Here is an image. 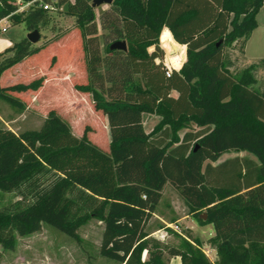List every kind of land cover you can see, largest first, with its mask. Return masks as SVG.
Listing matches in <instances>:
<instances>
[{
	"label": "trees",
	"instance_id": "1",
	"mask_svg": "<svg viewBox=\"0 0 264 264\" xmlns=\"http://www.w3.org/2000/svg\"><path fill=\"white\" fill-rule=\"evenodd\" d=\"M50 1L77 19L85 77L73 89L91 97L109 139L101 131L106 140L94 141L87 127L76 135L57 108L38 129L15 133L0 124V204L5 194L18 197L0 205V248L13 249L15 234L43 223L77 239L95 219L103 224L99 253L122 264H168L173 256L182 264H264V76L253 86L264 59L231 72L228 50L256 28L264 0H113L100 16L107 31L101 36L92 0ZM15 10L12 0H0V20L24 23L27 31L49 22L42 7ZM164 26L179 43L169 39L170 55V42L180 57L186 45L185 62L169 76L157 44ZM118 40L126 51L110 49ZM48 46L24 37L0 53L10 52L0 61V100L28 108L15 93L37 92L44 79L6 84L5 75ZM144 112L160 116L149 133ZM180 128L182 136L171 140ZM227 151H247L259 163L232 158L212 165ZM166 184L194 217L206 213L200 223L213 226L208 242L216 261L197 238L175 246L151 237L147 223Z\"/></svg>",
	"mask_w": 264,
	"mask_h": 264
},
{
	"label": "rangeland",
	"instance_id": "2",
	"mask_svg": "<svg viewBox=\"0 0 264 264\" xmlns=\"http://www.w3.org/2000/svg\"><path fill=\"white\" fill-rule=\"evenodd\" d=\"M44 1L43 3L50 4V8L47 9L49 22L45 26L41 25L39 27V40L34 45H49L47 53L28 59L12 68L5 75L6 84L28 82L34 78L42 77L44 79L43 86L37 92L15 93L28 105V108L22 111L0 100V124L15 133L38 129L46 113L50 109L57 108L61 111V115L68 120L73 133L76 135H80L81 130L83 131L87 127V134L94 141L98 140L101 143L106 140V135L101 131L106 132L108 140L109 132L104 129L107 126L106 120L100 112L93 110L91 97L88 94H79L73 89V85L85 77L84 58L76 32L77 19L65 15L61 9L54 7L50 0ZM109 6V4H101L93 7L92 13L98 26L99 36L107 33L106 30L101 28L100 16L103 12L109 10ZM257 20L259 27L255 30L250 40L246 42L245 59L243 57L242 41L232 43L228 49L233 61V66L229 68L231 72L240 71L248 63L264 59V7L260 10ZM1 25L3 24L1 23ZM8 26L9 34L15 39H18L23 34L26 37L28 33L24 23L12 24L8 22ZM164 31L165 28L162 27L157 44L163 50L164 62L169 67L176 68L177 64L174 63L172 58L178 56L181 62L183 53L182 57L168 53L169 38L164 36ZM153 48L154 45H150L147 47V51L149 52ZM231 49H235V52L233 53ZM9 54L10 52L1 56L0 61ZM244 60L248 63L246 64ZM257 72H260L259 68ZM64 73H66V76ZM253 86L257 87L258 82L255 81ZM144 113L146 115L156 114ZM148 117L146 116L145 119L149 123ZM153 119L151 126H147L148 129L150 127L153 128L158 122V117L154 116ZM185 130V128H180L176 131L171 130V140H173L174 136L179 139ZM101 146L103 149L107 148V145ZM232 152L235 151L222 153L219 160L227 158V155ZM242 152L238 154L248 155L252 159H256L253 154L247 151ZM17 198L13 194H5L0 205ZM187 212L188 208L184 200L171 185L166 184L155 210V214L161 216L165 222L158 220L152 215L146 228L149 232H152L151 237L153 238L158 228L165 227L169 232V237L166 240L159 241L164 245L177 246L182 238L191 240L205 238V242L209 240L210 237L207 235L209 226H204L200 223L201 220L207 218L206 213L200 211L194 217L196 231H192L187 227V223L181 219ZM173 225H177L179 231H173L171 228ZM102 231L103 224L95 219H90L78 229V238L76 239L52 225L43 223L39 231L27 235L15 234L13 249L3 250L0 248V264H122L99 253ZM210 245L214 247L211 243L202 244V250L206 257L214 262L217 258L216 255L215 257L214 255L212 256Z\"/></svg>",
	"mask_w": 264,
	"mask_h": 264
},
{
	"label": "crops",
	"instance_id": "3",
	"mask_svg": "<svg viewBox=\"0 0 264 264\" xmlns=\"http://www.w3.org/2000/svg\"><path fill=\"white\" fill-rule=\"evenodd\" d=\"M262 7H264V1H263V3H262V6L260 7V9H259V11L257 12V14H256V21H257V26H256V28L251 32V34L249 35V37L247 38V40L245 41V43L243 44V47H242V51H243V57H244V59H245V47H246V42H248L249 40H250V38H251V36L255 33V30H257L258 29V27H259V23H258V20H257V17H258V14H259V12H260V10L262 9ZM8 22H9V20H8V18L7 19H1L0 20V49H2V50H0V53H4V51L7 49V48H9V47H11L12 45H13V43H15V42H18L19 40H21L22 38H24V34L21 36V37H19L18 39H15V38H13V36L12 35H10L9 34V26H8ZM1 23L3 24V25H1ZM2 27H6L7 29H6V31H2L1 29H2ZM164 28L165 29H168L166 26H164ZM169 30V29H168ZM29 32V31H28ZM171 32V31H170ZM172 34V33H171ZM26 38V37H25ZM172 38H173V36H172ZM173 41H174V43L177 45V46H179L178 44H177V42L174 40V38H173ZM180 45H182V44H180ZM182 46H184L185 48H186V45H182ZM181 48V47H180ZM154 49V48H153ZM153 49L152 50H150L149 51V53L150 52H152L153 51ZM184 50V49H183ZM231 51L234 53L235 52V49H231ZM233 55V54H232ZM0 58H1V56H0ZM245 61V60H244ZM245 63L247 64L248 62H246L245 61ZM253 63H257V62H253ZM248 64H252V63H248ZM173 69H175V70H177L176 68H174L173 67ZM259 71L260 72H256V75H255V77H256V81L258 82V86H257V88L261 85V83H262V80H263V76H264V66H260L259 67ZM146 116L148 117V120H149V123L146 121ZM154 116H156V117H158V122H159V120H160V117L158 116V115H156V114H150V115H146L145 113H142V124H143V127H144V130H145V132L146 133H149L153 128L152 127H150L149 129L147 128V126H151V124L153 123V121H154V119H153V117ZM157 122V123H158ZM156 123V124H157ZM106 124H107V122H106ZM105 130H108V126H106L105 127ZM107 135V134H106ZM239 152H242V151H239ZM239 152H237V151H235V152H232V153H230V154H228L227 156V158H225V159H223V160H219V158L216 160V161H214V162H211L212 163V165H217V164H219V163H221V162H224L225 160H228V159H232V158H239V159H243V158H247V159H250V160H252V161H254V162H256V163H259L258 162V160H257V158L256 159H252L251 157H249L248 155H246V156H243V155H241V154H238ZM243 153V152H242ZM166 187V185L164 186V188ZM164 188H163V190H164ZM162 193H163V191H162ZM187 207V206H186ZM154 215V217L155 218H157L158 220H160V221H162V222H165L164 220H163V218H161V216H159V215H157V214H153ZM182 220H184L186 223H187V227H189L192 231H196V225H195V222H194V216H193V214L192 213H189V212H187V213H185L184 214V216L181 218ZM208 226H209V229H208V231H207V235L209 236V237H212L213 235H214V229H213V226L211 225V224H207ZM204 226H206V225H204ZM159 229H161V228H158L157 230H159ZM191 233H193V232H191ZM155 235H156V233H154ZM154 234H153V236H154ZM158 234V233H157ZM155 237V236H154ZM168 237H169V232H168V234L165 236V238H164V240H166V239H168ZM185 239H187V240H189V241H191V239H188V238H185ZM204 239L205 238H199V240L202 242V244L203 245H205V244H208L209 242H208V240L205 242L204 241ZM192 242V241H191ZM210 244V243H209ZM215 247H212L211 245H210V252H211V254H212V256L214 255V257H215V255H216V253H215ZM147 258V253L146 252H144L143 253V257H142V259L143 260H145ZM216 258H217V255H216ZM168 264H182V262H181V259L178 257V256H173V257H170V260H169V263Z\"/></svg>",
	"mask_w": 264,
	"mask_h": 264
},
{
	"label": "built area",
	"instance_id": "4",
	"mask_svg": "<svg viewBox=\"0 0 264 264\" xmlns=\"http://www.w3.org/2000/svg\"><path fill=\"white\" fill-rule=\"evenodd\" d=\"M12 2L16 6L15 12H25L31 6H35V5L38 7H42L44 9L50 8V4L43 3L42 0H12ZM3 19H7V17H5ZM6 29H7L6 27H2L1 30L4 32V31H6ZM164 64L167 67L166 76H169L170 71H171V69H173V67H169L165 62H164ZM171 228L173 229V231H179V227L177 225H173V226H171ZM155 233H156L155 238L158 239L159 241H163L165 236L168 234V230L165 227H163V228L157 230Z\"/></svg>",
	"mask_w": 264,
	"mask_h": 264
},
{
	"label": "water",
	"instance_id": "5",
	"mask_svg": "<svg viewBox=\"0 0 264 264\" xmlns=\"http://www.w3.org/2000/svg\"><path fill=\"white\" fill-rule=\"evenodd\" d=\"M113 0H92L91 6L96 7L101 4H111ZM26 38L32 43H36L39 40V31L37 29H34L32 31H29L26 35ZM110 49H117V50H123L126 51L127 46L126 42L124 40H118L114 41L113 43L110 44ZM174 63H180L183 65V63L186 60V48L184 47V54H183V60L180 62V59L178 56H174L173 58ZM172 61V62H173ZM181 68V67H180Z\"/></svg>",
	"mask_w": 264,
	"mask_h": 264
},
{
	"label": "clouds",
	"instance_id": "6",
	"mask_svg": "<svg viewBox=\"0 0 264 264\" xmlns=\"http://www.w3.org/2000/svg\"><path fill=\"white\" fill-rule=\"evenodd\" d=\"M163 34H164V36L168 37L169 39H172V34H171L170 30L165 29V31H164ZM0 50H2V49H0ZM180 67H182V64H178V65L176 66L177 71L180 69Z\"/></svg>",
	"mask_w": 264,
	"mask_h": 264
},
{
	"label": "bare ground",
	"instance_id": "7",
	"mask_svg": "<svg viewBox=\"0 0 264 264\" xmlns=\"http://www.w3.org/2000/svg\"><path fill=\"white\" fill-rule=\"evenodd\" d=\"M170 49H171V53L174 54L176 52V49H175V45L174 43H171L170 42ZM183 54H184V50H183ZM178 55V54H177Z\"/></svg>",
	"mask_w": 264,
	"mask_h": 264
}]
</instances>
